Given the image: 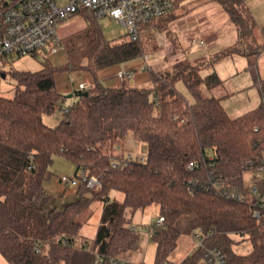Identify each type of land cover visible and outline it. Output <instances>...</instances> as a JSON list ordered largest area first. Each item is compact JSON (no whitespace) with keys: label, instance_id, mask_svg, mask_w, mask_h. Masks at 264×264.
Returning a JSON list of instances; mask_svg holds the SVG:
<instances>
[{"label":"trees","instance_id":"1","mask_svg":"<svg viewBox=\"0 0 264 264\" xmlns=\"http://www.w3.org/2000/svg\"><path fill=\"white\" fill-rule=\"evenodd\" d=\"M235 22L237 41L217 57L245 56L259 86L258 107L232 117L221 99L206 96L202 84L220 82L217 73H200L201 62L181 61L173 70L152 73L147 86L109 87L99 77L105 67L142 57L160 47L158 29L168 30L174 11L152 23L140 39L105 38L99 19L82 11L86 25L66 38L68 62L55 66L46 58L38 71L11 69L13 97L0 95V252L10 264H85L86 243L78 244L80 217L94 201L102 215L94 247L108 254L137 249L139 233L127 225V212L157 205L165 216L152 232L156 264L170 262L184 232L209 234L208 243L222 248L228 264H264V218L250 213L254 197L245 175L251 161L264 158V79L256 71L264 40L259 43L255 17L246 0H217ZM182 0H177L176 8ZM157 29V30H156ZM264 33V28H263ZM61 43L64 40L61 39ZM57 71H85L93 86L68 98L56 87ZM6 75V74H4ZM183 80L194 97L177 88ZM87 91L88 94H80ZM61 113L55 125L48 117ZM148 143L144 160H123L114 148L130 132ZM55 155L64 156L100 178L98 191L79 184L77 199L63 209L45 208L50 194L44 183L52 176ZM212 158V159H211ZM191 161L200 162L190 167ZM225 185L241 198L222 196L212 183ZM264 193V179L257 181ZM112 190L123 200L111 198ZM248 234L252 249H235ZM200 252L182 264H195Z\"/></svg>","mask_w":264,"mask_h":264},{"label":"rangeland","instance_id":"2","mask_svg":"<svg viewBox=\"0 0 264 264\" xmlns=\"http://www.w3.org/2000/svg\"><path fill=\"white\" fill-rule=\"evenodd\" d=\"M246 2L255 17L257 31L260 32L258 39L261 43L264 40V0H246ZM173 13L177 17L169 22L168 30L156 29L154 37L157 40L155 43L159 44L160 47L150 50L138 59L144 58L145 64L154 72L173 70L175 64L181 61L201 62L205 64L200 70L203 77L215 72L220 79V82L210 80V83H203L204 95L219 97L232 117H237L258 107L261 103L260 90L259 86L255 84L248 58L240 55L217 57L218 53L232 46L238 39L236 24L223 6L217 0H182ZM98 21L105 38L108 40L115 41L129 35L128 28L119 21L107 17L100 18ZM86 23L85 17L80 13L59 23L57 31L64 43L58 45L57 51H52L47 47L39 50L35 55L11 57L4 69L0 70V95L14 96L15 81L11 77V69L38 71L43 68V62L46 58L55 66L63 65L65 63L66 38L83 28ZM154 24L152 23L150 27L145 26L142 35L146 34L148 28L156 27ZM200 40L204 41L201 45L197 43ZM256 71L260 80H263L264 53L259 55L257 59ZM57 72L64 73L67 71ZM80 72H69L77 88ZM3 74L6 75L3 76ZM177 88L188 101H194V97L183 80L177 82ZM67 94L70 93H64V95ZM56 116H54L53 125L59 122L62 114L58 112ZM114 152L123 154L125 157L131 154L134 159L142 160L147 157L148 143L139 141L134 132L131 131L124 142L120 144V149L117 150L115 147ZM51 170L52 176L44 183L50 194L49 202L45 208L55 207L61 210L68 203L77 199V188L82 183V177L76 175L77 165L61 155L54 156ZM63 175L72 179L76 178L77 182L69 184L61 179ZM245 177L249 180L248 173ZM110 197L123 200V194L116 190L111 191ZM102 208L103 202L96 200L92 203L91 209L80 217L81 228L78 244L86 243V251L82 253L85 264H91L94 258L93 252L97 250L93 241L101 220ZM159 215V208L155 204L146 209L127 212V225L139 233L140 239L137 249L129 250L121 255L136 262L155 263L157 245L152 238V232L154 230L153 225L157 222ZM234 238L238 241L234 247L239 252L248 253L252 249L248 234H245L243 239L239 234L235 235ZM194 246L193 232L180 234L177 239V246L170 254L169 259L174 262L182 261ZM0 264H10L1 252Z\"/></svg>","mask_w":264,"mask_h":264},{"label":"built area","instance_id":"3","mask_svg":"<svg viewBox=\"0 0 264 264\" xmlns=\"http://www.w3.org/2000/svg\"><path fill=\"white\" fill-rule=\"evenodd\" d=\"M177 0H0V70H3L13 56L22 57L28 54H37L39 50L49 47L56 51L61 38L57 31L59 23L73 17L82 11L92 13L98 19L110 18L121 22L129 30L132 40L140 39L144 27L150 21L173 12ZM199 45L204 41L197 42ZM126 73L120 74L125 78ZM93 85L80 84V89ZM119 150L120 146H116ZM133 159L131 154L123 160ZM212 159V158H211ZM144 160V159H142ZM200 162L191 161L190 167H199ZM81 170L82 182L87 187L98 191L101 187L100 178L96 175H87ZM250 194L254 200L250 206V213L256 219L264 218V193H261L258 180L264 179V158L251 161L248 166ZM63 181L76 183V178L63 175ZM222 196L241 198V195L228 189L221 183H212ZM165 221L164 215H159L153 229L161 226ZM195 246L189 254L200 252V258L195 264H228L225 252L217 245L209 244L208 237L202 231L193 234ZM91 264H147L136 262L120 254H108L95 250ZM188 254V255H189ZM187 255V256H188ZM180 262H164L161 264H182ZM156 264V263H154Z\"/></svg>","mask_w":264,"mask_h":264},{"label":"crops","instance_id":"4","mask_svg":"<svg viewBox=\"0 0 264 264\" xmlns=\"http://www.w3.org/2000/svg\"><path fill=\"white\" fill-rule=\"evenodd\" d=\"M64 62L65 63L68 62L66 51H65ZM69 72L70 71L64 73H59V72L55 73L56 87L58 91L62 93H73L74 95L72 97H74L75 91L80 88L81 83H86V85L94 84V80L92 76L85 71H81L79 77V86L77 88L74 85V82ZM122 73H126L125 78L120 77V74ZM99 77L102 79L104 84L109 87L122 86L123 84L132 85V86H147L152 82L151 69L149 68L148 65L145 64L144 58L142 59L137 58L121 64L105 67L99 71ZM72 97H68V98H72ZM54 116H56V114L48 117L47 121L53 124Z\"/></svg>","mask_w":264,"mask_h":264},{"label":"water","instance_id":"5","mask_svg":"<svg viewBox=\"0 0 264 264\" xmlns=\"http://www.w3.org/2000/svg\"><path fill=\"white\" fill-rule=\"evenodd\" d=\"M3 76H5V75L3 74ZM80 94H88V92L87 91H83ZM73 95H74L73 93H70V94H67L66 96L67 97H72Z\"/></svg>","mask_w":264,"mask_h":264}]
</instances>
